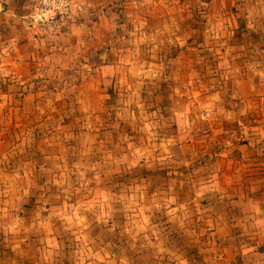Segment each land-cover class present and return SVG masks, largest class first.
Returning a JSON list of instances; mask_svg holds the SVG:
<instances>
[{"label": "crops", "instance_id": "crops-1", "mask_svg": "<svg viewBox=\"0 0 264 264\" xmlns=\"http://www.w3.org/2000/svg\"><path fill=\"white\" fill-rule=\"evenodd\" d=\"M77 1L0 0V264H264V0Z\"/></svg>", "mask_w": 264, "mask_h": 264}, {"label": "built area", "instance_id": "built-area-1", "mask_svg": "<svg viewBox=\"0 0 264 264\" xmlns=\"http://www.w3.org/2000/svg\"><path fill=\"white\" fill-rule=\"evenodd\" d=\"M27 7L29 24L40 34L54 33L68 18L84 8L77 0H29ZM212 229V226L206 228L208 231Z\"/></svg>", "mask_w": 264, "mask_h": 264}, {"label": "rangeland", "instance_id": "rangeland-1", "mask_svg": "<svg viewBox=\"0 0 264 264\" xmlns=\"http://www.w3.org/2000/svg\"><path fill=\"white\" fill-rule=\"evenodd\" d=\"M208 226H209V225H208ZM208 226H204V228L206 229ZM212 230H213V229H212ZM212 230H211V231H212ZM206 231H208V230H206ZM211 231L209 230V233H210Z\"/></svg>", "mask_w": 264, "mask_h": 264}]
</instances>
